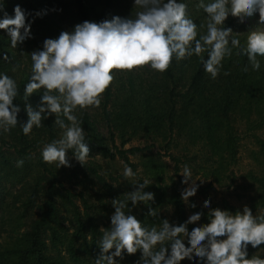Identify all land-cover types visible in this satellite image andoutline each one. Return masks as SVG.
Returning <instances> with one entry per match:
<instances>
[{
    "label": "trees",
    "instance_id": "obj_1",
    "mask_svg": "<svg viewBox=\"0 0 264 264\" xmlns=\"http://www.w3.org/2000/svg\"><path fill=\"white\" fill-rule=\"evenodd\" d=\"M0 4V19L4 12L14 17L19 5L31 24V38L16 49L7 32L0 30V73L16 80L19 95L14 103L21 108L17 127L9 134L0 133V264H95L100 229L111 227L115 211L111 202L134 191L131 183L163 171L168 165L164 157L172 163L180 188L172 184L160 188L150 182L145 191L154 194V203L133 207L129 202L131 214L144 226L159 227L164 219L178 226L202 213L200 221L188 225L191 232L209 223V211L217 208L235 214L248 206L254 216L264 214V57H257L261 67L253 71L247 56H238L233 49L215 80L195 55L182 61L174 58L165 73L150 66L131 72L114 70L115 79L101 106L75 113L90 149L86 164H80L69 150L71 166L58 169L41 156L42 147L61 134L54 125L55 115L43 120L42 127H34L29 136L19 126L28 120L23 96L31 76L30 54L42 50L45 39L72 32L84 21L134 18L139 9L134 0H0ZM38 12L45 14L37 16ZM236 20L230 16L224 26L233 30L243 46L247 35L240 32ZM203 34L198 30V38ZM202 55L207 59V52ZM17 64L21 67L13 72ZM244 67L249 71L244 72ZM41 96L42 90L28 103L37 108ZM244 139L254 149L250 151L253 166L243 175L246 193H236L243 205L221 199L215 208H205L197 198L208 189L215 190L214 184L230 187L235 183L233 169ZM138 140L140 144H130ZM158 145L163 153L154 149ZM19 160L24 161L22 167H17ZM116 162L131 167L135 180L126 181L114 169ZM185 165L209 180L205 185L197 183V194L187 204L179 175ZM149 207L157 210L156 218L148 216ZM185 245L190 246L187 240ZM255 255L264 259V245L255 249L249 245L248 258ZM140 258L139 252L132 256L125 252L117 264H138ZM181 264L200 262L185 259Z\"/></svg>",
    "mask_w": 264,
    "mask_h": 264
},
{
    "label": "clouds",
    "instance_id": "obj_2",
    "mask_svg": "<svg viewBox=\"0 0 264 264\" xmlns=\"http://www.w3.org/2000/svg\"><path fill=\"white\" fill-rule=\"evenodd\" d=\"M139 11L133 18L112 17L102 22L84 21L72 32H61L58 38L45 39L43 49L33 51L31 76L25 85L23 100L28 120L19 124L23 134L29 136L33 128L43 126L42 121L55 115L54 125L61 129L58 139L41 149L44 163L60 169L70 167L67 153L72 150L82 165L89 158L82 121L75 114L78 110L99 108L106 91L112 85L114 70L131 72L150 66L165 73L173 59L185 60L193 55L200 58L204 71L215 80L220 75L225 57L245 55L253 71L261 64L257 57H264V0H199L197 11L207 14L206 33L199 35L198 25L189 18L187 4L177 0H134ZM0 11L3 6L0 4ZM258 13V27L247 33L245 44L226 28L225 22L232 16L242 23ZM45 13H36L42 16ZM19 5L14 17L4 12L0 30L10 37L13 49L31 38V24ZM199 27H205L201 24ZM239 35V34H237ZM207 52V59L202 55ZM4 60L8 57L5 55ZM17 64L12 71L16 72ZM248 72V67L242 69ZM224 75H230L224 72ZM42 90L37 108L28 103L29 98ZM19 95L17 82L6 73H0V133L9 134L18 125L21 108L14 101ZM23 160L17 161L22 167ZM126 181H134L136 173L127 165L121 173ZM182 183L188 185L182 193L187 204L198 191L197 180L192 179L190 168L185 165ZM191 182V183H190ZM202 182V181H201ZM134 191L126 193L111 203L115 209L111 227L101 228L97 242L100 254L95 264H117V258L141 253L138 264H181L185 259H199L200 264H264L255 255L248 258V248L264 245V214L253 215L248 206L232 214L219 208L209 211V223L188 231L189 224L201 220L202 213L191 215L181 225H172L167 219L159 227H147L132 213L141 202L149 205L155 197L146 192L150 182H133ZM191 207H196L191 204ZM210 208V201H204ZM148 216L156 218L157 210L149 207ZM226 237V239H222ZM187 240L188 245H185Z\"/></svg>",
    "mask_w": 264,
    "mask_h": 264
},
{
    "label": "rangeland",
    "instance_id": "obj_3",
    "mask_svg": "<svg viewBox=\"0 0 264 264\" xmlns=\"http://www.w3.org/2000/svg\"><path fill=\"white\" fill-rule=\"evenodd\" d=\"M179 2H184L187 4L188 8V15L189 18H191L197 25H198V30H201L202 32L206 33V23H207V14L204 13L202 9L197 11V4L199 3V0H181ZM210 2V0H205V3ZM58 17L61 19L62 22H64V17L58 14ZM230 17V16H229ZM229 19V18H228ZM228 19L226 22H228ZM258 20L259 16L258 13L251 18H246L244 22L242 23L238 18L236 20V24L238 28L241 30L240 32L243 34H246L255 28H257L258 25ZM225 22V24H226ZM201 24H204L205 27L201 28L199 27ZM140 144V141H134L131 142L130 144ZM130 144H127L126 146H129ZM161 147L158 145L154 149L160 150L161 153L164 152V150L160 149ZM254 149L253 145L250 143L249 139H244L241 141V147L240 151L238 154V162L237 165L234 166V174H235V183L232 184L230 187H227L226 185L220 186L217 184H214L215 190H210L208 189V193L201 197L197 198L198 203L204 206V201L209 200L210 201V208H215L218 206V203L220 202L221 199L227 200L230 204L236 205L238 207H241L242 201L238 200L236 193H246L245 187L247 179L243 177V175L251 169L253 166L252 160L250 159V151ZM165 160L167 161V166L164 168L163 171L161 172H154V174L149 175L146 177V179L149 182L156 183L159 185L160 188H164L165 186H170L176 185L178 188H180L179 185V179L175 175H173L172 172V163L168 160V157H164ZM114 164V169L117 170V172H123L124 167L120 165V163H113ZM184 167V166H183ZM182 169L179 171V175L181 176ZM190 168V167H189ZM192 173V179L197 180V183L200 185H205L209 180H206L204 177L200 175V173H195L193 169H191ZM182 179H184L183 176H181ZM202 181V182H201ZM191 183V182H190ZM185 185V184H184ZM188 187V185H185V188ZM2 239H0L1 241Z\"/></svg>",
    "mask_w": 264,
    "mask_h": 264
}]
</instances>
